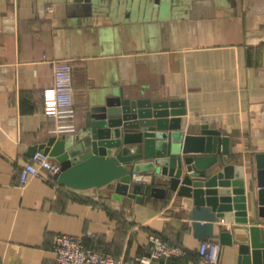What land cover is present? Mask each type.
<instances>
[{"label":"crops","instance_id":"1","mask_svg":"<svg viewBox=\"0 0 264 264\" xmlns=\"http://www.w3.org/2000/svg\"><path fill=\"white\" fill-rule=\"evenodd\" d=\"M61 62L73 66L70 140L91 106L120 91L180 101L186 133L208 128L230 139L227 161L243 168L248 188L255 154L264 152V0H0V261L57 264L58 234L85 235L87 246L134 260L155 234L186 255L153 264H200L206 239L221 245V264H244L240 241L253 224L264 229V219L227 221L164 184L168 193L152 196L153 172L142 173V200L130 204L110 188L76 192L53 176L21 186L40 146L64 137L46 104Z\"/></svg>","mask_w":264,"mask_h":264},{"label":"water","instance_id":"2","mask_svg":"<svg viewBox=\"0 0 264 264\" xmlns=\"http://www.w3.org/2000/svg\"><path fill=\"white\" fill-rule=\"evenodd\" d=\"M186 113L183 102L144 93L128 97L120 91L89 108L75 141L66 137L75 133L63 134L40 149L60 165L53 176L56 182L76 192L110 188L116 200L140 202L144 187L132 182V176L153 172L152 196L168 193L157 186L164 184L180 197H193L198 205L210 204L227 221L246 225L250 215L252 221L264 219V152L255 154L256 180L246 188L243 168L227 161L230 139L208 128L186 133L180 118ZM131 145L138 147L133 150ZM141 159L147 162H138ZM248 230L250 240L239 245L241 259L244 264H264V229L253 224ZM222 238L224 244L231 243L229 234Z\"/></svg>","mask_w":264,"mask_h":264},{"label":"built area","instance_id":"3","mask_svg":"<svg viewBox=\"0 0 264 264\" xmlns=\"http://www.w3.org/2000/svg\"><path fill=\"white\" fill-rule=\"evenodd\" d=\"M55 84L46 90V104L55 107L50 115L58 118L60 126L57 134L76 133V107L74 102L73 66L70 63H56L54 67ZM60 171V165L43 150L38 151L30 162L21 169V186L28 185L31 178L54 176ZM132 182L142 184L144 175L134 173ZM85 235L74 236L58 234L55 238L54 254L57 264H153L161 258L183 257L186 251L170 243L159 235L149 237V253L134 260L117 258L112 254L102 252L87 246ZM199 254L200 264H221V245L213 240L202 242ZM0 264H7L0 261Z\"/></svg>","mask_w":264,"mask_h":264}]
</instances>
